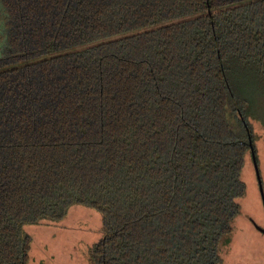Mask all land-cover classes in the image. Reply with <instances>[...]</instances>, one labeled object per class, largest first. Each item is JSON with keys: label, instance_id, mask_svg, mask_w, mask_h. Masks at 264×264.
Segmentation results:
<instances>
[{"label": "trees", "instance_id": "1", "mask_svg": "<svg viewBox=\"0 0 264 264\" xmlns=\"http://www.w3.org/2000/svg\"><path fill=\"white\" fill-rule=\"evenodd\" d=\"M261 101L264 0H0V264L74 205L89 264L220 263Z\"/></svg>", "mask_w": 264, "mask_h": 264}, {"label": "rangeland", "instance_id": "2", "mask_svg": "<svg viewBox=\"0 0 264 264\" xmlns=\"http://www.w3.org/2000/svg\"><path fill=\"white\" fill-rule=\"evenodd\" d=\"M261 120L254 122L257 166L264 193V101L260 102ZM263 118V120H262ZM245 192L237 198L241 213L233 221L230 243L221 248L217 264H264V206L250 153L242 168ZM101 218L95 210L72 206L56 224L26 225L31 237L27 264H89L85 251L100 237Z\"/></svg>", "mask_w": 264, "mask_h": 264}, {"label": "water", "instance_id": "3", "mask_svg": "<svg viewBox=\"0 0 264 264\" xmlns=\"http://www.w3.org/2000/svg\"><path fill=\"white\" fill-rule=\"evenodd\" d=\"M250 146H251V143H250ZM250 150H251V158H252V162H253V167H254L255 175H256V178H257L258 188L260 190L261 198H262V203H263V206H264L263 187H262L261 177H260V174H259V169H258V166H257V161L255 159V155H254L252 146L250 147ZM260 230L264 234V229L262 228Z\"/></svg>", "mask_w": 264, "mask_h": 264}]
</instances>
